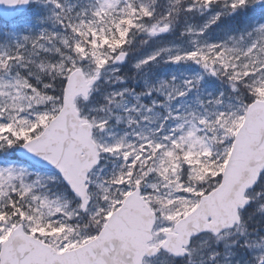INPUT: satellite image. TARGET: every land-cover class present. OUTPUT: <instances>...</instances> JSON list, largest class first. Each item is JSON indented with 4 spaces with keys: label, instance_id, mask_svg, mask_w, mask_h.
I'll return each instance as SVG.
<instances>
[{
    "label": "snow or ice",
    "instance_id": "1",
    "mask_svg": "<svg viewBox=\"0 0 264 264\" xmlns=\"http://www.w3.org/2000/svg\"><path fill=\"white\" fill-rule=\"evenodd\" d=\"M0 264H264V0H0Z\"/></svg>",
    "mask_w": 264,
    "mask_h": 264
}]
</instances>
